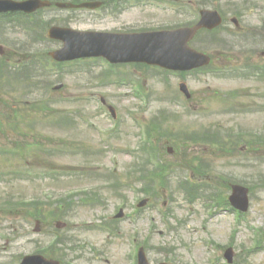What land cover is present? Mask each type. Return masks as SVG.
Listing matches in <instances>:
<instances>
[{"label": "rangeland", "instance_id": "obj_1", "mask_svg": "<svg viewBox=\"0 0 264 264\" xmlns=\"http://www.w3.org/2000/svg\"><path fill=\"white\" fill-rule=\"evenodd\" d=\"M187 1L191 3L190 10L192 12H195L200 7V2H203L202 0ZM215 3L217 5H223L225 9L232 4L231 0H216ZM66 15H68L67 12H60L53 14L48 20L53 25H61ZM73 16L77 21L75 25L80 29L103 30L108 27L107 21H102V24L95 26L91 22L93 21L91 19V21H86L83 17ZM132 16L134 17L135 15L133 14ZM67 17V21L70 22L72 20V14ZM184 17H188L191 20L193 15L186 14ZM136 19L141 21V23H146L143 25V29L150 28L147 15L145 19L142 16H138ZM149 19L167 24L164 23L166 22V18L163 15L150 13ZM244 23L246 26L257 30L258 27L264 25V17L260 12H256L251 15L248 22ZM140 24L135 23V28L139 29ZM11 37L12 40L22 41L21 43L25 41L30 42V39L25 33H16ZM249 41L248 43L250 45L246 46L244 56L232 55V58L222 56L218 62L216 61L215 69L208 71L206 74L195 73L191 77L189 85L192 92H195L193 104L187 102L182 96L177 95V99L180 101L179 103H174V98L168 101L173 102L175 105L168 104L161 99L164 98V95H161V93L166 88L162 84L164 76L154 70H142L135 66L127 67L128 69L125 74L132 79L130 85L123 84V86L114 87L109 84V87L106 88L101 86L90 88L88 87L89 82L85 85L84 81L81 83L85 86H79L76 75H70L73 66H66L64 69L66 77L63 80H59L61 76L57 70L52 67L51 62L44 59L45 55L58 45L54 42H48L46 44H43V42L40 44L38 42H32V56L42 59V64L36 68L38 73L41 75H52V77L48 78L50 90H52V87L54 88L61 83L65 84L62 90L63 92H59L60 94L58 96L52 93L45 94L41 88L36 90L37 93L32 95V101H42L43 103L50 101L51 104L49 106L58 107L59 110L67 108L68 112L78 114L80 124L77 123L72 130L61 137L67 143V156H58L54 160H51L50 157L45 158L44 156L32 158V187L30 182L16 183V185L11 187H7L6 184H1V190L8 189L15 196H21L27 200L31 198L43 201L50 200L52 201L50 204H52L59 198L60 191L66 189L71 190L77 188V186L83 188L86 186L89 187L90 185H97L105 189L110 188L115 182H122L126 173L129 172L128 170L131 169L129 167H132L133 160L130 157L134 158V155L130 154V151L122 152L118 148L119 145H116L114 142L106 145L107 137L104 138V134L98 132L96 126L121 132L123 139L120 145H137L139 141L136 137L137 129L127 124L128 121L134 122L138 118L141 122L147 124L156 115L163 117L162 114H167V126H171L173 121L178 119V116L182 121L187 118L186 112H189V108L184 109V107L197 105V109L200 111L199 113L193 114L190 119L196 123L197 129L221 124L220 129L226 126L231 133L234 130L237 133L241 132V130L250 132L260 129L264 130V79L256 81L248 76H245V78L242 76L248 69L243 63V57L252 55L256 60H261V62L256 60L251 61L254 64L264 62V40L255 37V40L252 41L251 37ZM241 52H244V50ZM99 67L106 69L104 66ZM223 67L226 68L223 73L224 75L222 74L223 69H221ZM51 68L52 72H49ZM232 68L234 69L233 73L230 72ZM94 70L103 72L99 68ZM217 73L221 74L217 75ZM167 79L170 83L171 81L172 83H177L174 75H168ZM139 84L142 89L141 94L139 93ZM206 89H211L214 94L218 95H224L226 92H238L243 100L240 106H247L249 104L251 110L246 109L227 114L223 106H220V103L212 99L211 96L210 98H206L208 100L206 103L202 101V94L200 92ZM172 90H175L174 86ZM156 91H159V94ZM175 92L177 93V90ZM101 96H105L108 103L116 108L119 114L118 120L120 124L118 126H116V123L107 113L99 108L100 102L98 99ZM136 96H141V98ZM53 101H58L59 103L54 104ZM206 104L210 106L212 112L213 109L215 110L214 114L210 113L204 107L207 106ZM172 110L176 112H172ZM50 111L51 109H48L46 112L40 111L35 113L34 118L36 119L37 132L49 131L54 133L56 131L53 129L51 131L47 129V131L45 129L49 127L48 113ZM133 115L136 118L133 119ZM90 126L94 130H91ZM130 132H132L133 137H128V133ZM55 134L61 136L60 132H56ZM190 150L197 156L199 155L210 161L213 164L216 174L245 182L249 186H255L256 190L254 192V198L252 199L251 210L244 218H239L233 212L232 214H227L225 208L217 209L213 213H210L211 211H208L203 206L204 202H202V199L190 201L183 192L175 193L174 204L169 202L171 198L169 193L160 192V195L158 193V195L151 197L152 203L141 212V209L137 210L134 206L131 208L129 206V200L137 203V201L139 202V200L145 197V194H141L140 191L144 187V184L133 183L122 190L108 193L109 201L105 205L106 209H99L92 213V220L95 221V217L97 216L112 215L115 206L118 207L119 204L125 203L128 217L126 216L124 220L118 221V230L115 234L110 232L108 234L98 232L84 233L83 223L90 224V212L89 214L81 210L67 212L68 217L66 219H69L67 222L70 225V229L68 228L63 231L61 236H73L76 240L83 242L88 249L85 250L87 252V259L73 261L71 257H67L64 262L66 264L67 261H72L74 262L73 264H131V256L134 254L131 251L133 242L131 237L137 236L140 242L142 241L139 237L141 233L143 240H150L149 234L151 232L154 236L149 241V244L155 243L159 245L168 243L177 248L175 254L177 257L176 260H174V256H168L166 253L155 251L149 254L153 261L169 258L173 264H216L213 261L218 260L217 264H226V260L223 259L219 247L233 245L240 261L239 264H264V192L259 188V174L260 172L264 173V151L256 154L251 153V156L247 154H236L231 159H214L211 156L212 151L210 152V148L208 147L190 143V146L182 144L179 149L183 154L186 152L189 154ZM114 154L117 155L116 163L111 158ZM23 156H26V153L21 154L19 157L21 161H23ZM28 157L30 158V153ZM88 157L92 159L91 162H88ZM248 161L251 162L246 163ZM49 163L56 165L55 168L75 173L74 178L70 179L66 177L67 174H64L61 178L52 177L48 168L54 166L52 164L49 165ZM115 166H117L118 171L113 170ZM83 167H95V169L92 173H89L88 171H84ZM58 172L62 175L60 171ZM118 192L120 193L118 194ZM119 195L126 196L128 202L122 201ZM137 198L139 200H136ZM165 203H168V205L165 206ZM228 210L231 212L229 208ZM173 214L176 217H173ZM164 216L170 219L171 224L176 223L174 218L178 220L181 218L185 225L178 232H171ZM21 218L23 219L18 225L19 228L16 227L13 230L0 231V264L12 263L24 254L31 252L28 236H32L33 252L37 247L42 248L49 241L56 239V235H58L52 231L54 222L45 226L42 224L41 232L35 233L34 230L37 221L35 219L32 220L30 217ZM153 220L154 224L152 222ZM20 229L23 230L24 237L22 238L20 237ZM160 232H164L163 235H160ZM104 241L107 242L104 243ZM207 241L219 243L218 248L212 246L210 249ZM258 241L261 243L259 248H257ZM216 249L217 252L215 251ZM216 253H218L219 258L214 257L217 255ZM86 260L89 262H85Z\"/></svg>", "mask_w": 264, "mask_h": 264}, {"label": "water", "instance_id": "obj_2", "mask_svg": "<svg viewBox=\"0 0 264 264\" xmlns=\"http://www.w3.org/2000/svg\"><path fill=\"white\" fill-rule=\"evenodd\" d=\"M92 41V38L90 39V42ZM153 44V43H152ZM104 51L109 55L113 57H119L121 60L129 61V60H146V61H153V62H159L165 59L164 55L167 53L166 50H161L156 46L149 45L147 49H128L123 50L121 52L119 51H112L110 49H104ZM124 52L123 55L121 53ZM164 57V58H163Z\"/></svg>", "mask_w": 264, "mask_h": 264}]
</instances>
